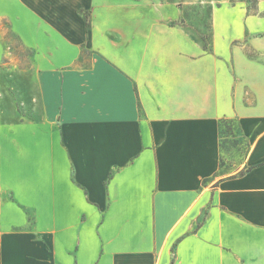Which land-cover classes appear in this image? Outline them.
Segmentation results:
<instances>
[{"label": "crops", "instance_id": "crops-1", "mask_svg": "<svg viewBox=\"0 0 264 264\" xmlns=\"http://www.w3.org/2000/svg\"><path fill=\"white\" fill-rule=\"evenodd\" d=\"M48 4L61 59L38 72L42 119L0 146V264H264V64L139 27L84 65L97 28L79 12L107 6ZM242 37L264 53V18ZM222 119L249 144L227 174Z\"/></svg>", "mask_w": 264, "mask_h": 264}, {"label": "rangeland", "instance_id": "rangeland-1", "mask_svg": "<svg viewBox=\"0 0 264 264\" xmlns=\"http://www.w3.org/2000/svg\"><path fill=\"white\" fill-rule=\"evenodd\" d=\"M55 1L67 0H0V146L10 144L11 134L20 123L42 119V79L38 72L48 68L50 56L61 58L59 42L51 35L44 14L37 16L35 11ZM95 1L107 6L108 14L95 9L98 14L93 22L91 9L79 12L88 22V31L93 24L97 28L94 48L80 47L84 65L95 48L125 53L131 32L139 27L147 29L148 34L182 31L189 34L196 51L233 54L241 50L248 58L264 64V53L254 51L248 38L238 39V29L246 19L264 18V0ZM71 49L64 45L61 54L69 56ZM228 126L232 132L220 127L221 174L233 172L249 148L246 141L236 138L234 124ZM10 198V192H0V200ZM29 214L32 218V212Z\"/></svg>", "mask_w": 264, "mask_h": 264}, {"label": "trees", "instance_id": "trees-1", "mask_svg": "<svg viewBox=\"0 0 264 264\" xmlns=\"http://www.w3.org/2000/svg\"><path fill=\"white\" fill-rule=\"evenodd\" d=\"M231 123V121L230 120H227V119H222V120H220V127H224V128H226L228 131H230V132H232L231 131V128L228 126L229 124ZM228 124V125H227ZM249 146H248V144H247V148H248ZM220 149H221V143H220Z\"/></svg>", "mask_w": 264, "mask_h": 264}]
</instances>
